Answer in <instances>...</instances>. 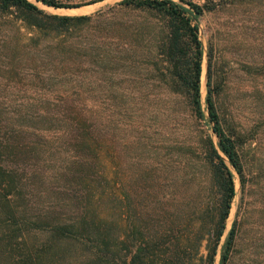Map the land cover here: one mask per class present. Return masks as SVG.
Here are the masks:
<instances>
[{
    "label": "rangeland",
    "instance_id": "1",
    "mask_svg": "<svg viewBox=\"0 0 264 264\" xmlns=\"http://www.w3.org/2000/svg\"><path fill=\"white\" fill-rule=\"evenodd\" d=\"M32 1L49 13L100 15L70 33L56 34L27 24L15 12H0V107L99 112L102 186L108 192L115 188L103 203L105 212H114L113 235L123 236L125 207L130 220L149 219L156 210L169 222L173 208L186 201L185 191L207 192L203 139L210 135L217 142L205 107L208 50L212 51L214 78L224 82L216 102L241 133L245 157L243 191L230 165L236 193L220 244L236 217L238 231L227 264H264V0H192L210 6L198 19L206 118L196 119L170 87L166 61L154 55L166 32L160 12L118 6L120 0H61L84 2L70 8ZM46 124L47 120L39 122ZM42 132L47 137L51 133ZM69 152L65 147L51 153L43 169L47 181L35 185L34 201L27 207L39 213V219L50 218L49 206L60 198L50 176ZM29 231L24 240L28 244L44 235L38 228ZM13 240V247L0 243V264H20L17 249L25 242L20 237ZM56 249L51 264H79L86 253L82 245L66 240ZM219 258L220 245L214 264Z\"/></svg>",
    "mask_w": 264,
    "mask_h": 264
},
{
    "label": "trees",
    "instance_id": "2",
    "mask_svg": "<svg viewBox=\"0 0 264 264\" xmlns=\"http://www.w3.org/2000/svg\"><path fill=\"white\" fill-rule=\"evenodd\" d=\"M39 1L55 8L79 7L84 3ZM96 1L101 0L86 3ZM117 5L161 13L166 32L156 44L154 55L159 54L166 61L169 85L183 97L190 115L195 119L206 118L201 102L203 47L198 19L210 6L192 0H120ZM0 12H15L27 24L56 34L70 33L84 20L100 15L49 13L32 0H0ZM212 65V51L208 50L205 107L217 142L210 135L203 139L209 179L207 192L185 191L186 201L178 209L173 208L169 222L156 215V210L151 211L149 219L130 220L125 207L123 236L110 233L114 212L108 214L103 206L115 188L108 192L102 186L104 175L97 148L102 139L98 134L99 112L72 107L43 112L0 107V243L13 247L14 237L24 241L30 229L43 230L39 241L35 239L30 244L24 241V247L18 246L16 257L20 264H51L62 240L86 249L79 264H214L219 245V264H227L238 231L235 217L220 244L236 193L231 166L239 175L243 191L245 157L241 133L219 111L216 100L224 82L222 78H214ZM45 120L47 127L40 126L39 122ZM45 129L51 131L49 138L42 132ZM65 147L69 155L54 165L55 171L50 176L60 198L56 196L53 205L50 204V218L39 219V213L29 211L27 206L34 201L35 185L47 181L43 169L48 157ZM21 150L27 157H21ZM237 208L236 214L240 205Z\"/></svg>",
    "mask_w": 264,
    "mask_h": 264
}]
</instances>
